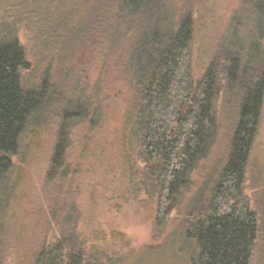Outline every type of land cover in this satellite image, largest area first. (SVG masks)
<instances>
[{"label": "rangeland", "instance_id": "1", "mask_svg": "<svg viewBox=\"0 0 264 264\" xmlns=\"http://www.w3.org/2000/svg\"><path fill=\"white\" fill-rule=\"evenodd\" d=\"M109 1L0 0V28L10 25L16 30L28 66L22 72L23 87L38 90L47 82L51 95L50 103L27 123L19 151L12 159L13 170L0 189L1 264H30L42 245L59 237L65 221L73 224L85 250L103 254L104 260L196 264L195 243L182 232L199 217L198 213L190 215L193 196L200 190L208 194L206 190L223 164L230 126L225 115L221 120L222 99L217 106L221 121L217 147L198 164L190 189L176 197L162 225H158L159 189H154L157 182L147 177L139 158L133 95L121 80L124 67L119 50L123 45L113 49L107 37ZM174 2L193 20L187 63L190 80L197 84L232 16L244 10V3ZM95 10L99 19H95ZM82 101L88 102V108ZM74 102L84 110L69 117L66 125V167L56 182L46 183L63 124L62 105ZM243 195L257 224L249 264H264V100Z\"/></svg>", "mask_w": 264, "mask_h": 264}, {"label": "trees", "instance_id": "2", "mask_svg": "<svg viewBox=\"0 0 264 264\" xmlns=\"http://www.w3.org/2000/svg\"><path fill=\"white\" fill-rule=\"evenodd\" d=\"M108 3L107 37L113 49L124 46L119 50L124 67L121 80L133 95L139 158L147 177L157 182L154 189H159L157 224L162 225L176 197L190 189L198 164L217 147L221 98V120L225 115L230 126L223 164L208 194L200 190L193 196L190 215L198 213L199 217L182 233L195 243L196 264H249L257 224L243 184L264 100V0H243L244 10L232 16L197 84L190 80L187 63L193 36L189 12L174 0ZM94 14L99 19L97 10ZM15 31L10 25L0 28V189L13 170L12 159L27 123L50 103L51 96L47 82L38 90L23 87L22 72L28 66ZM81 103L88 108L87 101ZM84 108L75 102L62 105L63 124L46 183L56 182L65 169L66 125L69 117ZM2 204L0 197V216ZM73 227L68 221L62 223L59 237L42 245L30 264H120L86 251Z\"/></svg>", "mask_w": 264, "mask_h": 264}]
</instances>
